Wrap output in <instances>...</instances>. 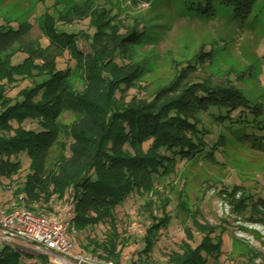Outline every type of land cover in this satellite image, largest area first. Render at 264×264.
<instances>
[{
  "label": "trees",
  "instance_id": "16d2710c",
  "mask_svg": "<svg viewBox=\"0 0 264 264\" xmlns=\"http://www.w3.org/2000/svg\"><path fill=\"white\" fill-rule=\"evenodd\" d=\"M218 1L246 20L258 0ZM45 16L51 21L45 24L44 43L28 42L20 24L0 23V178L12 179L28 160L30 173L18 187L25 207L38 191L46 194L52 187L48 196L59 197L67 192L79 233L107 228L102 241L87 237L80 244L89 253L119 256L117 221L130 196L153 191L162 180L173 182L188 165L214 157L224 147L221 129L252 150L264 149V100L250 99L235 81L215 85L194 78L195 60L181 67L169 85L150 91L140 84L142 66L127 58L128 35L112 25L104 8L74 6ZM85 19L89 32L54 27ZM136 37L139 32L134 46L144 36ZM66 55L69 60L61 63ZM18 56L21 60L13 63ZM77 70L83 76L81 90L70 82ZM68 113L73 118L65 124ZM238 187L242 194L235 200ZM218 191L230 197L233 210L247 222L264 223L259 219L264 194L236 184ZM170 203L159 207L161 219L149 213L154 222L138 256L151 257L158 233L173 221ZM179 222L184 239L169 251V264L223 263V233L204 222L199 210ZM28 260L52 264L33 248L22 252L15 243L0 248V264Z\"/></svg>",
  "mask_w": 264,
  "mask_h": 264
},
{
  "label": "rangeland",
  "instance_id": "374dc122",
  "mask_svg": "<svg viewBox=\"0 0 264 264\" xmlns=\"http://www.w3.org/2000/svg\"><path fill=\"white\" fill-rule=\"evenodd\" d=\"M74 6L104 8L112 25L128 35L125 43L127 58L142 66L140 84L150 91L169 85L181 67L197 60L192 68L194 78L215 85L233 80L250 99L264 100V0L255 3L253 14L246 20L236 17L218 0H0V23L20 24L27 31L28 42L44 43L45 24L51 21L45 14L57 16L61 10L66 13ZM88 22L85 19L72 25L57 23L54 27L65 33L89 32ZM135 32L144 37L134 46ZM67 56L60 62H67ZM20 60L18 56L13 63ZM70 82L78 90L83 88L80 70L75 71ZM17 84L20 80L14 85ZM131 93L135 94V91ZM71 118L68 113L62 121L68 124ZM220 134L224 135V147L214 157L188 165L178 172L173 182L162 180L153 191L130 196L117 221L118 239L115 243L119 256L100 251L104 254L100 257L82 248L80 244L87 243V237L102 241V232L107 228L101 226L93 231L87 228L79 233L75 229L77 210L74 232L69 236L74 251L98 264H169V251L178 248L184 239L180 219L185 220L197 209L204 222L223 233L222 264H264V223L247 222L233 210L230 197L224 191H218L236 184L264 194V149L252 150L226 130L221 129ZM61 140L65 147L67 138L64 133ZM28 167L29 161L26 160L23 169L12 179L0 178V219L21 212L57 214L71 199L67 192L61 197L48 196L52 191L50 187L46 194L38 191L37 197L26 196L29 206L25 207L21 200L24 195L18 187L30 173ZM241 194L242 189L238 187L232 198L238 200ZM169 202L167 212L173 221L158 233L151 257L138 256L136 250L144 248V237L154 222H150L149 213L161 219L159 207L165 208ZM176 204L179 220L175 218ZM259 219L264 222V216ZM14 243L22 252L33 248L23 239ZM5 244L13 246V243L0 239V248ZM47 258L49 261L55 259L52 255ZM26 262L40 264L36 260Z\"/></svg>",
  "mask_w": 264,
  "mask_h": 264
},
{
  "label": "built area",
  "instance_id": "2783aa9c",
  "mask_svg": "<svg viewBox=\"0 0 264 264\" xmlns=\"http://www.w3.org/2000/svg\"><path fill=\"white\" fill-rule=\"evenodd\" d=\"M75 217L72 199L57 214L14 213L0 219V239L6 243L26 240L36 252L52 255L55 258L50 261L52 264H98L73 249L69 236L74 232Z\"/></svg>",
  "mask_w": 264,
  "mask_h": 264
}]
</instances>
